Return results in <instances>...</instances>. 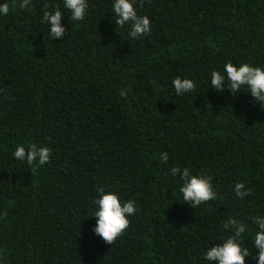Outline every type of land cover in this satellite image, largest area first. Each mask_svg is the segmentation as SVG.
Returning <instances> with one entry per match:
<instances>
[{
  "label": "trees",
  "instance_id": "1",
  "mask_svg": "<svg viewBox=\"0 0 264 264\" xmlns=\"http://www.w3.org/2000/svg\"><path fill=\"white\" fill-rule=\"evenodd\" d=\"M20 3L0 17V264H204L224 219L252 227L264 213V105L209 80L228 61L264 66V0H137L152 30L135 40L112 0H88L83 21L65 12L57 40L41 17L63 0ZM176 77L197 90L177 95ZM32 143L51 150L35 171L13 157ZM176 166L211 176L216 199L179 200ZM98 186L137 208L113 242L92 231Z\"/></svg>",
  "mask_w": 264,
  "mask_h": 264
},
{
  "label": "clouds",
  "instance_id": "2",
  "mask_svg": "<svg viewBox=\"0 0 264 264\" xmlns=\"http://www.w3.org/2000/svg\"><path fill=\"white\" fill-rule=\"evenodd\" d=\"M137 0H112L111 10L117 25L128 28L130 39H139L152 30L151 20L147 15L141 16L137 10ZM20 8L31 11L33 0H21ZM88 0H63L62 8H46L41 22L44 23L51 39L62 38L66 33V26L62 24L64 13H70L71 21H83L88 13ZM10 12V0H0V17H6ZM49 25H51L49 27ZM174 91L179 96L193 93L197 90V83L191 78L176 77L172 81ZM209 88L217 91L228 89L233 95L245 90L261 105H264V66H254L247 62H226L222 69L213 70L210 74ZM122 96L127 93L122 92ZM51 150L46 146L32 143L27 146L17 145L13 157L31 166L33 171L50 161ZM162 163L169 161V154L162 152L159 156ZM173 176H179L183 183L179 187L178 199L193 208L205 202L216 199V192L212 177L204 173H196L188 167H172ZM97 198L94 200L96 210V224L92 231L106 242H113L128 228L129 217L137 211L135 201H122L114 191H108L104 186L97 187ZM233 191L235 196L244 200L249 191L244 183H236ZM252 227L246 220L235 215L228 216L220 225L228 233L213 243L202 253L204 264H246V258L255 251L256 264H264V213L259 210L251 217Z\"/></svg>",
  "mask_w": 264,
  "mask_h": 264
}]
</instances>
